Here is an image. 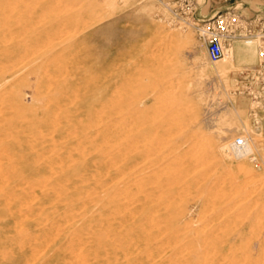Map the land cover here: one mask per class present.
<instances>
[{
  "label": "rangeland",
  "instance_id": "rangeland-1",
  "mask_svg": "<svg viewBox=\"0 0 264 264\" xmlns=\"http://www.w3.org/2000/svg\"><path fill=\"white\" fill-rule=\"evenodd\" d=\"M220 6L0 0V264H264V90L258 55L228 91L202 64L250 28Z\"/></svg>",
  "mask_w": 264,
  "mask_h": 264
},
{
  "label": "built area",
  "instance_id": "built-area-1",
  "mask_svg": "<svg viewBox=\"0 0 264 264\" xmlns=\"http://www.w3.org/2000/svg\"><path fill=\"white\" fill-rule=\"evenodd\" d=\"M187 0H183L186 2ZM247 0H223L224 6H220L217 9V19L215 22L218 25L220 31L227 32L229 26L232 24L238 25L241 28L243 24H249L244 33V37L247 41H256L259 46L257 68H255L256 77L262 82L264 90V6L262 11L255 12L249 7L252 6V2H246ZM264 3V0H261ZM254 5H258L257 3ZM245 10V12H243ZM208 25V24H207ZM243 31V30H242ZM206 48H208V58L211 62L221 60L225 56L224 43L217 32L211 31L209 37H207ZM244 139L240 138L236 141V146L239 149H243L246 146Z\"/></svg>",
  "mask_w": 264,
  "mask_h": 264
},
{
  "label": "bare ground",
  "instance_id": "bare-ground-1",
  "mask_svg": "<svg viewBox=\"0 0 264 264\" xmlns=\"http://www.w3.org/2000/svg\"><path fill=\"white\" fill-rule=\"evenodd\" d=\"M191 37V35H190ZM225 47V46H224ZM257 55H258V43L256 41H247L246 39H244L243 41H238V42H234V43H231L229 45V47H225V56L226 58L220 60V61H216V62H211L209 60V58L207 57V54H205L204 58L201 59V62L202 64L204 65V67L208 68V74L213 76V75H217L221 78H223L224 80L226 79V90L228 89V87H230L229 85L231 84V80L228 79V76H229V73L236 70V69H243L244 67H252L253 65L257 64ZM2 63V61L0 62ZM9 67V66H8ZM10 70V69H9ZM8 71V70H7ZM11 71V70H10ZM8 71V73L10 72ZM13 71V69H12ZM11 71V72H12ZM242 73V72H241ZM240 74V73H239ZM6 75V74H5ZM16 75V74H14ZM13 75V77H14ZM12 77L11 76H7L5 77V79L3 80L4 83L9 82V80L11 79ZM3 83V85H4ZM6 83L4 86H6ZM215 85V84H214ZM220 85V84H219ZM2 86V85H0ZM219 88V87H218ZM233 88V87H231ZM228 91V90H227ZM226 91V92H227ZM208 92V91H207ZM210 92V91H209ZM219 92V91H218ZM215 94L217 93L216 91L214 92ZM3 94V93H2ZM2 94L0 93V98L2 97ZM228 94V93H227ZM223 95V94H222ZM230 95V94H228ZM217 96V95H215ZM212 97V95H211ZM222 98H224V96H220ZM226 97V96H225ZM208 98H210V95L208 96ZM214 98L216 99V97H213V98H210V99H213ZM221 98V99H222ZM220 99V98H218ZM220 99V100H221ZM226 100V99H225ZM217 101V100H216ZM224 102V100H223ZM217 103V102H216ZM4 107V106H3ZM1 120V119H0ZM24 121V120H23ZM34 121V120H33ZM33 123V122H32ZM31 123V124H32ZM35 124V123H34ZM188 124V123H187ZM192 124V123H191ZM24 125V124H23ZM189 126V125H188ZM3 127V126H2ZM196 127V126H195ZM1 128V127H0ZM5 128V127H4ZM26 128V127H25ZM29 128V127H28ZM31 128V127H30ZM33 128V127H32ZM189 128V127H187ZM197 129V128H196ZM4 130V129H3ZM11 130V129H10ZM174 131V129H173ZM197 131V130H195ZM20 132V131H19ZM199 133V130L197 131ZM195 133L194 135H197L198 133ZM25 133V132H24ZM175 133V132H174ZM183 133V132H182ZM189 133V132H188ZM194 133V132H193ZM1 134V133H0ZM186 135V133H183ZM182 134V135H183ZM190 134V133H189ZM188 134V135H189ZM7 136V134H6ZM181 136V135H180ZM192 136V135H191ZM80 137V136H79ZM181 137H184L181 136ZM186 137H189L186 135ZM5 138V137H4ZM79 141V140H78ZM187 141V140H186ZM190 141V140H189ZM185 143V145L188 144V142ZM77 149V148H76ZM262 149V148H261ZM49 150V149H48ZM264 149H262L263 151ZM47 151V150H46ZM60 152V151H59ZM113 152V151H112ZM15 154V153H14ZM62 160V159H61ZM67 161V159L65 160ZM145 162V161H144ZM187 162V161H186ZM16 163V162H15ZM74 163V162H73ZM143 163V162H142ZM196 163V162H195ZM144 165V163H143ZM8 166V165H7ZM6 166V167H7ZM197 167V166H196ZM72 168V167H71ZM100 168V167H98ZM141 168V167H140ZM125 170V169H124ZM193 170V169H192ZM31 171V170H30ZM24 174V172L22 173ZM20 174V175H22ZM133 175V174H132ZM141 175V174H140ZM182 175V174H181ZM115 177V176H114ZM28 178V177H27ZM133 178V177H132ZM38 179V178H37ZM34 183V182H33ZM35 184V183H34ZM65 184V183H64ZM31 185V184H30ZM41 186V185H39ZM45 186V185H44ZM61 186V185H60ZM121 189V188H120ZM119 191V189H117ZM121 191V190H120ZM141 192V191H139ZM110 193V192H108ZM112 193V192H111ZM32 195V194H31ZM58 195V194H57ZM102 195V194H101ZM130 195V194H128ZM133 195V194H132ZM109 196V195H108ZM107 196V197H108ZM20 198V197H19ZM27 200V199H26ZM69 201V200H68ZM133 208V207H132ZM84 209V208H83ZM92 212V211H91ZM80 213V212H79ZM149 214V213H148ZM131 215V214H130ZM150 215V214H149ZM34 216V215H33ZM88 215H86L85 217H87ZM132 216V215H131ZM114 218V217H113ZM74 220V219H73ZM69 223V222H68ZM63 231V230H62ZM20 232V231H19ZM80 237V236H79ZM145 237V236H144ZM239 237V236H238ZM11 238V237H10ZM43 238V237H42ZM56 238V237H55ZM146 238V237H145ZM235 238V237H234ZM6 240V239H5ZM236 241V239H235ZM50 244V243H49ZM46 249V248H45ZM90 249V248H89ZM76 250V249H75ZM199 251V250H198ZM201 251V249H200ZM79 252V251H77ZM202 252V251H201ZM43 253V252H42ZM40 253V255L42 254ZM76 253V252H75ZM81 253V252H80ZM72 254V253H71ZM77 256V255H76ZM79 257V256H78ZM85 257V256H84ZM83 258V256H82ZM94 258V257H93ZM35 261V260H34ZM83 264V263H82Z\"/></svg>",
  "mask_w": 264,
  "mask_h": 264
}]
</instances>
